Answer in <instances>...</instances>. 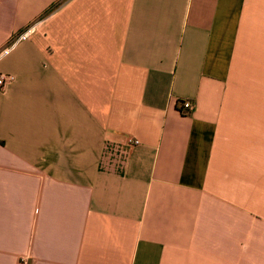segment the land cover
<instances>
[{
  "label": "crops",
  "instance_id": "crops-1",
  "mask_svg": "<svg viewBox=\"0 0 264 264\" xmlns=\"http://www.w3.org/2000/svg\"><path fill=\"white\" fill-rule=\"evenodd\" d=\"M29 26L0 264H264V0H0V52Z\"/></svg>",
  "mask_w": 264,
  "mask_h": 264
},
{
  "label": "built area",
  "instance_id": "built-area-1",
  "mask_svg": "<svg viewBox=\"0 0 264 264\" xmlns=\"http://www.w3.org/2000/svg\"><path fill=\"white\" fill-rule=\"evenodd\" d=\"M35 28L34 26L27 27L24 31H22L20 34L16 35V37L11 41L10 45L3 49L0 52V55L5 54L10 50L12 47H14L18 42L26 40L30 37V35L34 32ZM14 80L13 76L6 75V74H0V91L4 90L7 85H9ZM178 108L182 114H187L192 110V104L189 101H182L178 103ZM138 144L137 140H128L127 145L132 146Z\"/></svg>",
  "mask_w": 264,
  "mask_h": 264
},
{
  "label": "trees",
  "instance_id": "trees-1",
  "mask_svg": "<svg viewBox=\"0 0 264 264\" xmlns=\"http://www.w3.org/2000/svg\"><path fill=\"white\" fill-rule=\"evenodd\" d=\"M52 9H54V7H52Z\"/></svg>",
  "mask_w": 264,
  "mask_h": 264
}]
</instances>
